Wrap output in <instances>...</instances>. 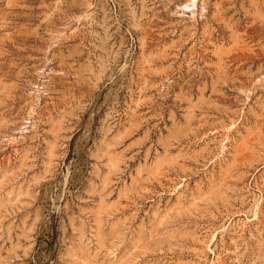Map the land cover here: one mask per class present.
I'll return each instance as SVG.
<instances>
[{
    "label": "rangeland",
    "instance_id": "374dc122",
    "mask_svg": "<svg viewBox=\"0 0 264 264\" xmlns=\"http://www.w3.org/2000/svg\"><path fill=\"white\" fill-rule=\"evenodd\" d=\"M0 264H264V0H0Z\"/></svg>",
    "mask_w": 264,
    "mask_h": 264
}]
</instances>
